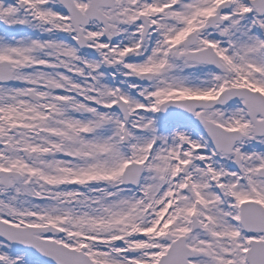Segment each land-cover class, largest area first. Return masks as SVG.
Instances as JSON below:
<instances>
[{"label":"snow or ice","instance_id":"1","mask_svg":"<svg viewBox=\"0 0 264 264\" xmlns=\"http://www.w3.org/2000/svg\"><path fill=\"white\" fill-rule=\"evenodd\" d=\"M0 264H264V0H0Z\"/></svg>","mask_w":264,"mask_h":264}]
</instances>
